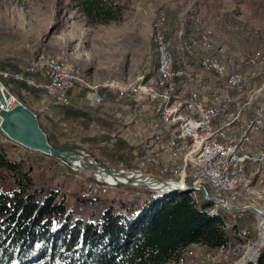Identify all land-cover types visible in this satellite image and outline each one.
Segmentation results:
<instances>
[{
    "label": "rangeland",
    "instance_id": "obj_1",
    "mask_svg": "<svg viewBox=\"0 0 264 264\" xmlns=\"http://www.w3.org/2000/svg\"><path fill=\"white\" fill-rule=\"evenodd\" d=\"M119 1L125 6V14L121 22L93 26L86 22L84 15L75 7L74 0H0V71L23 69L38 55L52 54L79 68L83 77L99 88L101 86L107 88L110 84L125 86L135 82L142 75H145V79L154 80L158 76V69L152 33L156 13L162 11L165 16L163 31L166 36L168 35V40H171L174 50L177 45L178 28L183 29L186 36L196 33V25L209 29L212 32V44L225 48L226 57L232 58L236 64L235 68L230 67V72L232 69L237 71L241 69L243 70L241 72L249 74L250 79L261 73L252 85L254 88L264 87V62L253 67L244 66L240 62L254 53L264 55V0ZM189 18L194 20L195 29L191 24L187 25V21L191 20ZM228 23L239 24L242 28L229 31L226 28ZM175 53L176 58L181 56L179 51ZM206 75L207 80L210 78L214 80L216 76L219 84L224 83L220 75L214 71ZM37 77L38 80H43L41 76ZM11 84H9L10 92L18 96L22 103L34 112L39 113L40 100L44 97V92L16 88ZM178 92L180 93L181 90ZM259 100L264 101V88ZM82 101L79 105L93 111L88 97ZM258 105L264 106V104ZM130 117L127 124L137 125L139 117L133 119L132 116ZM152 117L148 115L146 122ZM108 118L114 120L112 115H108ZM41 122L50 135L69 143L65 146L75 145L83 148L107 166L130 170L138 168L133 153L137 144L143 139L142 129L139 132L135 129L125 130L120 127L122 123L117 121L118 125L111 126L104 135L100 132L98 124H93L89 130L75 128L74 124L68 125L70 129L67 131L63 129L65 126L60 127L55 123L46 126L43 118ZM10 140L5 139L3 142L8 146ZM17 144L18 150L13 156H24L25 146ZM39 156L42 157L45 165L42 169L35 168L34 175L41 183L53 184L67 197L71 206L77 211L85 210L86 215L94 209V205L88 203L82 208L79 198L102 196L105 192L115 196L117 201L134 196L132 194L134 191L131 190L135 189H121L114 184L101 182L89 172L74 168L59 158L52 159L48 155L41 154ZM251 172L252 170L249 171ZM251 183L256 188L264 184L259 182V175L254 174ZM252 201L254 200L248 199L249 203ZM259 204L262 202L256 203ZM257 215H253L250 219L254 224L253 235L258 233ZM234 237L235 240L232 241L240 238V236ZM243 239L245 247L241 254L227 259L220 258V264H234L246 254L252 246L251 233L248 232ZM181 255L186 256L184 264H213V257L216 254L213 248L206 245L192 244L184 248L175 258ZM239 256L241 257L238 258Z\"/></svg>",
    "mask_w": 264,
    "mask_h": 264
},
{
    "label": "trees",
    "instance_id": "obj_2",
    "mask_svg": "<svg viewBox=\"0 0 264 264\" xmlns=\"http://www.w3.org/2000/svg\"><path fill=\"white\" fill-rule=\"evenodd\" d=\"M74 1L90 25L124 18L125 6L119 0ZM188 23L195 29L193 19ZM6 81L16 88L39 91L21 81ZM74 112L85 115L81 110ZM49 113L36 112L40 126L53 145H68L46 131L41 119ZM5 139L10 140L0 128V264H166L192 244L216 248L235 240L224 229L223 219L209 213L213 203L201 193L196 199L188 191L159 195L146 186L117 184L121 189H135L133 198L117 201L108 192L79 198L82 208L94 205L86 215L53 184L41 183L33 173L45 165L39 154L57 157L27 147L24 156L15 157L18 144L11 139L7 146ZM253 215L247 211L243 222L252 225ZM247 264H264V247Z\"/></svg>",
    "mask_w": 264,
    "mask_h": 264
},
{
    "label": "built area",
    "instance_id": "obj_3",
    "mask_svg": "<svg viewBox=\"0 0 264 264\" xmlns=\"http://www.w3.org/2000/svg\"><path fill=\"white\" fill-rule=\"evenodd\" d=\"M176 36L175 52H178L181 49L179 28L176 30ZM78 70L80 69L64 62H57L56 69H40L33 65V61L24 71L5 69L4 80H0V90L5 91L10 98L6 107L11 108L22 103L18 96L10 92L9 84L6 83V80L10 79L24 82L27 86L44 92V97L40 100L39 113L46 114L54 107L70 106L71 89L78 85L90 89L87 82L78 78ZM260 74L249 79L247 85L236 84V88H222L216 76L214 80H207V75L201 73L199 67L189 65L188 60L179 58L175 67L176 89L168 88L169 91L181 90V96H188V105L184 107L185 116L177 121L183 125L186 132H189L190 139H193L197 146L199 141H207L206 150H213V159L206 160L216 163V154H227V157H232L236 161V165L238 161L254 163L258 166V174L254 175H259V180L264 178V113L257 112V104H264V101L259 100L264 87L254 88L252 83ZM37 76H41L43 80H38ZM142 76L144 81H151L146 80L145 75ZM107 88L119 101L134 104L132 109L134 117H141L145 113L155 116L142 127L143 139L133 153L138 165L135 170L144 172L149 170L147 172L164 178L169 176L166 179L191 181V177H185V170H192L193 176L194 171L203 167H197L189 160V149L181 146V142L172 135L170 125L165 123V114H173L175 106H179V98L176 105H171L170 113H161L160 101L153 98L152 91L150 97H136L135 85L134 91L112 89L111 86ZM90 92L92 107L104 106L105 96L101 91L90 89ZM192 126L201 127V137H194ZM225 141H232V148H225ZM216 164L218 165V173H215L216 189L220 191V200L224 203L225 211H232L228 207L229 204L249 203L248 200H241V192L245 191V184L250 181L242 178L233 190L217 187L219 173L227 168H224V164ZM176 168H183V176H175ZM256 206L264 210V203ZM247 211L249 210L232 212L243 219ZM257 217L258 233L252 236V251L249 257H258L264 247L263 220L258 215ZM253 227L254 224H246V231L251 235Z\"/></svg>",
    "mask_w": 264,
    "mask_h": 264
},
{
    "label": "bare ground",
    "instance_id": "obj_4",
    "mask_svg": "<svg viewBox=\"0 0 264 264\" xmlns=\"http://www.w3.org/2000/svg\"><path fill=\"white\" fill-rule=\"evenodd\" d=\"M165 25V16L162 11L156 13L154 27H153V40L156 50V63L158 69V76L156 79H146L151 81H144V76H140L135 82H130L125 86H119L110 84L112 89H118L122 91H134V85L136 88V97H150V91L153 92V98L160 101L161 113H170L171 105L177 104V98H179V106H175L173 114H165V123L171 127V133L177 140L181 142V146L189 149V160L195 163L197 167H203L194 171L192 176V170H185V177H191V185L199 184L202 182L208 190L209 195L220 198V191L216 189L215 173H218V165L224 164V168H227L222 173H219L217 178V187H224L225 190H233L237 186L242 178L245 181H250L245 184V191L241 192V200L252 199L250 204L256 205L257 202L264 203V184L256 188L251 183L252 174H258V166L254 163H247L246 161H236L232 157H227V154H216L215 162L207 161L206 159H213V150H206L207 141H199L197 143L190 139L189 132L185 131V128L180 124L177 119H181L185 116V108L188 105V96H181V92L178 90L169 91V89H176V75H175V62L178 58L175 56V50L171 40L165 36L163 26ZM227 30L234 31L239 30L242 27L238 24L228 23ZM177 38V36H176ZM179 38H181V60L195 59L200 68V72L204 74L213 73V71L219 75H224L227 71L226 63L222 59L223 49L212 44V32L209 29L196 25V33L190 36H186L183 29L179 30ZM57 62L68 63L55 55L40 54L33 60V65L40 69H56ZM264 62V55L254 53L245 58L244 63L250 66H259ZM190 65V64H189ZM211 76V75H210ZM78 78H81L83 82H87L90 89L100 90L98 85L88 82L83 77L80 70H78ZM224 83L221 84L222 88H236V84L247 85L249 74H245L241 71H231L223 76ZM0 80H4V71H0ZM146 89V90H144ZM0 106L3 103L7 104L10 101L8 94L5 91H1ZM258 113H264V106H257ZM1 121V118H0ZM192 134L194 137H201V127L192 126ZM225 148H232V141H225ZM204 153V154H203ZM65 158L75 167H78L81 162L77 161L66 155ZM84 160V159H83ZM82 165V164H81ZM80 165V166H81ZM249 173V171H251ZM95 176L98 179H103L109 184L115 183V178L111 175L104 174L103 172L95 171ZM175 176H183V168L175 169ZM119 179H125L126 181L143 182L148 185H156L157 182L147 176H143L138 173H129L126 177L117 175ZM251 178V179H250ZM129 181V182H130ZM181 186H188L186 180H177ZM259 182H264V179H260ZM154 183V184H153ZM124 185V184H123ZM181 190V189H180ZM182 191V190H181ZM192 192L197 199V194L200 191H188ZM202 195V193H201ZM202 197V196H200ZM203 198V197H202ZM213 207L209 209L211 215H218L223 219L224 229L230 231L233 236H240L237 241H227L222 246L213 248L215 256L213 257V264H220V258L236 257L244 250L245 240L243 239L246 234V225L237 214H233L232 211H225L223 201H214ZM264 228V220H263ZM264 236V230L263 234ZM238 244V245H236ZM252 251V246L242 258L236 261L234 264H244L246 260H254L257 257H249ZM175 259H177L175 261ZM186 259L185 255H181L168 261L166 264H184Z\"/></svg>",
    "mask_w": 264,
    "mask_h": 264
},
{
    "label": "water",
    "instance_id": "obj_5",
    "mask_svg": "<svg viewBox=\"0 0 264 264\" xmlns=\"http://www.w3.org/2000/svg\"><path fill=\"white\" fill-rule=\"evenodd\" d=\"M2 92H0V96H2ZM0 128L1 130L13 141L24 145L27 148L38 150L46 154L53 155L59 159H61L66 164L74 168L83 169L90 174L94 175L95 171L103 172L104 174L111 175L115 178L114 185L117 184H128L133 186H146L148 189L157 192L158 194H170L176 193L178 190L185 191H200L204 199L209 202L219 201L220 198L213 197L209 195L207 188L203 183L181 186L180 182L174 179H166L159 175L144 172L141 170H130L122 167L115 166H107L103 162H101L96 156L89 153L83 148H80L75 145L70 146H55L53 145L48 137L47 133L40 126L38 117L36 112H34L28 106L18 103L11 108H7L6 104L3 103V106H0ZM69 155V157L76 159L81 162V166L78 167L73 166L65 156ZM84 159V160H83ZM129 173H138L143 176L150 177L154 179L157 184L156 185H148L143 182H133L126 181L125 179H119L117 175L126 177ZM95 176V175H94ZM97 179L98 177L95 176ZM101 182L107 183L103 179H98ZM109 184V183H107ZM154 184V183H153ZM229 209L232 211H244L249 210L256 214H258L262 220H264V210L259 208L254 204H242V205H228ZM250 260H246L244 264H247Z\"/></svg>",
    "mask_w": 264,
    "mask_h": 264
},
{
    "label": "crops",
    "instance_id": "obj_6",
    "mask_svg": "<svg viewBox=\"0 0 264 264\" xmlns=\"http://www.w3.org/2000/svg\"><path fill=\"white\" fill-rule=\"evenodd\" d=\"M217 47H221L223 49L222 59L227 66V71L224 74L226 75L228 72H230L229 70L230 67L235 68L236 64L234 60H232V58L230 59L226 57L227 51L225 48H223L222 46H217ZM240 62L242 65L250 67V65L244 63V59H242V61ZM197 63L198 62L195 59H191L189 62L190 65H195L196 67H198ZM239 70L243 71L241 69ZM231 71H237V69L236 70L232 69ZM223 76L220 75L221 77L220 79L223 80L224 79ZM210 80L212 79L210 78ZM100 91L105 96V104L104 106L94 108L91 105L90 89L79 85L71 89L70 90L71 106L69 107L70 109H65L63 107H58V108L54 107L50 111L48 117L46 116L43 117L45 125L51 126L52 125L51 123H55V125H58L60 127L63 125L65 126V128L63 129L68 131L70 129L68 125L71 126L74 124L75 128H80V129L82 128L85 130L86 129L89 130V127H91L93 124H98V126L101 129L100 132L104 135L108 133V131L111 129V126L118 125L117 124L118 122L122 123L120 127L124 128L125 130L135 129L136 132H139L142 129V127H144L149 113L142 114L141 117L137 119V125L136 123L127 124L129 117L130 116L134 117L132 112V109L134 108V104L132 102H126L124 100L119 101L116 98V96L113 94V92L104 86L100 87ZM86 97H88L89 99L91 109L97 112H93L90 109H86L84 106L83 109V107L79 105V103H82L83 102L82 100ZM75 110H81L82 112H84L85 115H82L81 117L79 116V113L74 112ZM108 115H112L114 120H110V118H108ZM131 121L132 119H130V122Z\"/></svg>",
    "mask_w": 264,
    "mask_h": 264
}]
</instances>
